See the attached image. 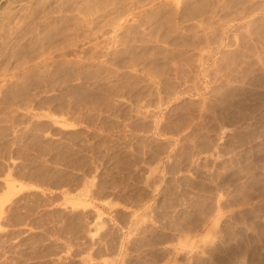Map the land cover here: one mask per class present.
Segmentation results:
<instances>
[{"label": "rangeland", "instance_id": "obj_1", "mask_svg": "<svg viewBox=\"0 0 264 264\" xmlns=\"http://www.w3.org/2000/svg\"><path fill=\"white\" fill-rule=\"evenodd\" d=\"M36 2L0 0V264H264V0Z\"/></svg>", "mask_w": 264, "mask_h": 264}, {"label": "bare ground", "instance_id": "obj_2", "mask_svg": "<svg viewBox=\"0 0 264 264\" xmlns=\"http://www.w3.org/2000/svg\"><path fill=\"white\" fill-rule=\"evenodd\" d=\"M18 1H20V0H18ZM21 1H23V0H21ZM27 1H28V0H27ZM29 1H31V0H29ZM37 1H38V0H37ZM39 1H40V0H39ZM69 1H70V0H69ZM24 2H26V1H24ZM42 2H43V1H42ZM22 3H23V2H22ZM27 3H28V5L31 4V3L29 4V2H27ZM36 3H37V2H36V0H35V4H36ZM38 3H39V2H38ZM40 3H41V2H40ZM40 3H39V4H40ZM44 3H46V2H44ZM10 4H11V3H10ZM12 4H13V3H12ZM12 4H11V5H12ZM20 4H21V3H20ZM15 5H16V4H15ZM32 5H34V4H32ZM36 5H37V7H39L38 4H36ZM46 5H47V4H46ZM48 5H50V3H49ZM9 6H10V5H9ZM9 6H8V7H9ZM42 6H43V4H42ZM2 7H3V5H2ZM2 7H1V8H2ZM4 7H5V5H4ZM31 7H33V6H31ZM35 7H36V6H35ZM40 7H41V6H40ZM45 7H46V6H45ZM19 9H20V8H19ZM21 9L24 10V8H21ZM32 9H33V8H32ZM40 9H41V8H40ZM40 9H39V10H40ZM23 10H22V11H23ZM28 10H29V9H28ZM37 10H38V9H37ZM37 10H36V11H37ZM31 11H32V10H31ZM48 11H49V10H48ZM12 12H13V10H12ZM15 12H16V11H15ZM34 12H35V11H34ZM40 12H41V11H40ZM18 13H19V12H18ZM27 13H29V11H28ZM36 13H37V12H36ZM41 13H43V12H41ZM21 14H23V13H21ZM31 14H32V12H31ZM31 14H30V15H31ZM33 14H35V13H33ZM10 15H11V14H10ZM10 15H9V16H10ZM16 15H17V14H16ZM19 15H20V13H19ZM23 15H24V14H23ZM23 15H22V18L24 17ZM32 16H33V15H32ZM34 17H35V16H34ZM34 17H33V19H34ZM42 17H43V16H42ZM45 17H46V16H45ZM47 17H48V16H47ZM7 18H8V17H7ZM37 18H38V16H37ZM9 19H10V18H9ZM14 19L17 20L16 17L13 18V20H14ZM27 20H28V17L26 18V21H27ZM41 20H43V19H41ZM49 20H50V19H49ZM11 21H12V20H11ZM21 21H22V20H21ZM38 21H39V20H38ZM8 22H9V21H8ZM19 22H20V21H19ZM23 22H24V21H23ZM23 22H22V23H23ZM10 23H11V22H10ZM25 23H26V22H25ZM25 23H24V24H25ZM35 23H36V22H35ZM35 23H34V24H35ZM40 23H41V22H40ZM28 24H29V23H28ZM19 25H20V23H19ZM19 25H18V26H19ZM30 26H31V25H30ZM3 27H4V26H3ZM27 27H28V26H27ZM36 27H38V26H36ZM30 28H31V27H30ZM41 29H42V28H41ZM15 30H17V29H14V31H15ZM6 34H7V33H6ZM15 35H16V34H15ZM12 38H13V37H12ZM4 43H5V42H4ZM9 186H10V184H9ZM9 186L7 185V187H9ZM10 187H12V186H10ZM12 189H13V188H12Z\"/></svg>", "mask_w": 264, "mask_h": 264}]
</instances>
